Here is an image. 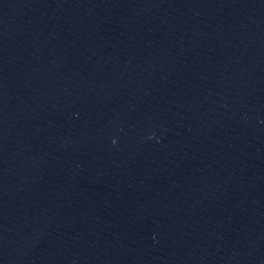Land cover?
I'll use <instances>...</instances> for the list:
<instances>
[{
    "label": "water",
    "instance_id": "95a60500",
    "mask_svg": "<svg viewBox=\"0 0 264 264\" xmlns=\"http://www.w3.org/2000/svg\"><path fill=\"white\" fill-rule=\"evenodd\" d=\"M0 264H264V0H0Z\"/></svg>",
    "mask_w": 264,
    "mask_h": 264
},
{
    "label": "clouds",
    "instance_id": "9594fccd",
    "mask_svg": "<svg viewBox=\"0 0 264 264\" xmlns=\"http://www.w3.org/2000/svg\"><path fill=\"white\" fill-rule=\"evenodd\" d=\"M153 135H154V133H153ZM113 143H115V139L113 140Z\"/></svg>",
    "mask_w": 264,
    "mask_h": 264
}]
</instances>
